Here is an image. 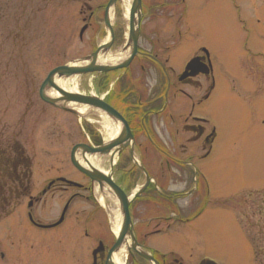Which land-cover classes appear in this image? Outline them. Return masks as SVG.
I'll list each match as a JSON object with an SVG mask.
<instances>
[{"label":"flooded vegetation","instance_id":"1","mask_svg":"<svg viewBox=\"0 0 264 264\" xmlns=\"http://www.w3.org/2000/svg\"><path fill=\"white\" fill-rule=\"evenodd\" d=\"M177 1L142 0V19L134 46L126 45L130 15L126 0H115L110 10V0L85 2V25L93 35L86 54L109 40V17L113 35L105 62L122 67L80 78L78 91L87 101L76 109L83 118L38 99L36 110L41 113L52 107L75 117L76 123L72 118L68 124L53 119L48 128L49 142L58 147L71 144L70 161L77 145L83 144L87 151L105 148L103 154H89V168L99 170L100 181L71 163L75 175L59 173L35 185L31 171L26 182L10 188L33 202L30 208L15 210L10 216L19 214L24 223L38 230L58 231L63 227L56 238L75 242L70 245L71 253L66 248L63 252L70 254L76 264H117V255L122 264H198L203 258L185 260L173 250L163 251L150 244L175 225L187 226L196 221L194 214L199 206L191 204L204 196V182L209 191L208 177L200 166L214 155L217 138L212 118L202 112L215 88L210 53L201 48L188 58H179L183 38L179 25L187 12L178 11L186 0H180L179 5ZM42 8L41 3L36 5L37 15ZM111 57L118 59L113 62ZM93 97L105 107L94 106L90 100ZM60 159L56 158V167L63 170ZM68 167L66 170H71ZM114 189L132 197L127 230L124 205ZM56 196L57 205L59 200L64 203L52 216L57 206L47 210V201ZM80 199L87 203L79 204ZM3 219L0 216V221ZM22 230L20 238L25 236V227ZM6 233L7 238L14 237L16 226L13 224ZM122 235L123 245L115 247Z\"/></svg>","mask_w":264,"mask_h":264},{"label":"rangeland","instance_id":"2","mask_svg":"<svg viewBox=\"0 0 264 264\" xmlns=\"http://www.w3.org/2000/svg\"><path fill=\"white\" fill-rule=\"evenodd\" d=\"M85 2L98 1L0 0V121L24 133L34 159L35 185L59 173L76 174L71 166L66 170L71 144L58 147L48 141L53 119L68 124L72 118L76 123L75 117L52 107L41 113L36 107L38 86L48 73L91 49L92 31L85 29L81 37ZM40 3L43 11L37 15ZM178 7L187 12L179 25V58L201 48L210 53L215 88L202 112L212 118L218 137L214 155L200 166L209 191L204 182V196L191 204L202 214L150 244L185 260L207 256L217 264H264V0H186ZM59 157L63 170L56 167ZM57 200L47 201V210L57 206L52 216L61 205ZM13 224L16 234L10 239L6 232ZM23 227L25 236L20 238ZM63 230L32 228L19 214L5 218L0 221V264H76L63 252L66 248L71 253L75 242L56 238Z\"/></svg>","mask_w":264,"mask_h":264},{"label":"water","instance_id":"3","mask_svg":"<svg viewBox=\"0 0 264 264\" xmlns=\"http://www.w3.org/2000/svg\"><path fill=\"white\" fill-rule=\"evenodd\" d=\"M113 1L114 0H112V2ZM140 3H141V0H134L133 5H132V9H131V33H130L131 38H130V41L132 43L135 42L136 34H138L137 30H138L139 24L135 20V14L140 9ZM108 47H109V45H106L90 56L77 59L74 62L65 64L63 66L57 67L54 70H52L41 85V88H40L41 97L50 103L61 104L65 108H67V107L64 105L63 101H65V102L66 101L84 102L85 98L83 96L71 93V92L63 89L62 86H59L56 83L57 79L65 78V77L67 78L69 76L78 77V76H81V75L88 73V72L103 71V70L110 69L111 66H104L103 64H101L100 60H98L99 54L105 53V51H106V49H108ZM52 88L57 90L62 96L59 98L52 97L49 94V91ZM78 149H79L78 147H76L74 149L73 156H72L73 163L81 171L89 174L88 169L83 164H81V162L78 159V156H77L78 154H76ZM94 152H100V150L97 149V150H94ZM92 174H93L92 175L93 177H96V178L100 177L97 172L95 174L94 173H92ZM116 194L118 195V197L121 199V201L124 204H127L126 198L124 197V195L120 191H116Z\"/></svg>","mask_w":264,"mask_h":264},{"label":"trees","instance_id":"4","mask_svg":"<svg viewBox=\"0 0 264 264\" xmlns=\"http://www.w3.org/2000/svg\"><path fill=\"white\" fill-rule=\"evenodd\" d=\"M32 160L20 142L18 134L11 133L0 122V208L8 210L23 193L10 190L13 184L26 182L30 177Z\"/></svg>","mask_w":264,"mask_h":264},{"label":"bare ground","instance_id":"5","mask_svg":"<svg viewBox=\"0 0 264 264\" xmlns=\"http://www.w3.org/2000/svg\"><path fill=\"white\" fill-rule=\"evenodd\" d=\"M126 6H127V13H129L130 7H131V0H126ZM106 57L105 54H99L98 60L100 61H105ZM118 59V57H111V60H113V62H115ZM57 84H59L60 86H62L63 89H66L68 91H75L77 88V84H76V79L75 77L69 76V77H65V78H59L57 79ZM53 94L58 95V93H56L55 91H52ZM67 102H71V101H67ZM68 104V105H72ZM115 263L117 264H122V258H120L118 255L116 256V259H114Z\"/></svg>","mask_w":264,"mask_h":264}]
</instances>
